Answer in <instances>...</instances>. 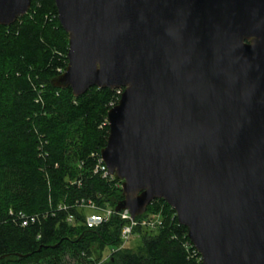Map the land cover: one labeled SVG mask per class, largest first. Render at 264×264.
<instances>
[{"label": "water", "instance_id": "obj_1", "mask_svg": "<svg viewBox=\"0 0 264 264\" xmlns=\"http://www.w3.org/2000/svg\"><path fill=\"white\" fill-rule=\"evenodd\" d=\"M75 97L123 90L101 156L116 212H176L202 264H264V0H55ZM32 0H0V26ZM1 259V258H0Z\"/></svg>", "mask_w": 264, "mask_h": 264}, {"label": "trees", "instance_id": "obj_2", "mask_svg": "<svg viewBox=\"0 0 264 264\" xmlns=\"http://www.w3.org/2000/svg\"><path fill=\"white\" fill-rule=\"evenodd\" d=\"M68 50L55 0H32L27 15L0 26V264H202L164 200L143 216L162 212V227L134 230L137 252L123 247L111 254L122 245L118 215L86 227V210L76 200L115 208L124 199L118 179L94 173L92 157L107 146L108 113L122 90L91 88L75 97L71 89L52 87L67 67ZM19 211L38 221L22 227Z\"/></svg>", "mask_w": 264, "mask_h": 264}, {"label": "built area", "instance_id": "obj_3", "mask_svg": "<svg viewBox=\"0 0 264 264\" xmlns=\"http://www.w3.org/2000/svg\"><path fill=\"white\" fill-rule=\"evenodd\" d=\"M92 157L96 158V165L94 168V173L101 175L103 179L113 181L116 179L113 175H110L108 167L106 166L101 153L100 154H93ZM78 186H81V183L78 182ZM118 186L122 189V182L118 184ZM74 206L79 209L86 210L85 214V225L88 229H96L108 222L112 219L113 216L118 215L120 216L121 220L124 221V225L121 228V241L122 245L117 249H112L111 254L117 252L118 250L126 247V244L131 240V238L135 235L134 230L137 227L145 228L147 230H157L158 228L162 227L163 220H162V212L149 214L139 220L140 217L133 219L131 214L128 210L116 212L115 208L111 207H100L93 199H85L82 198L80 200H76ZM59 211L68 210V206L60 205L58 207ZM11 215H13V211H10ZM45 217V215H44ZM16 219L20 222L22 227H27L29 225L35 224L38 221L37 215H27L23 211L17 212ZM75 221V216L71 215L68 217V222L73 223ZM103 262V261H102ZM101 262V263H102ZM99 263V264H101ZM97 264V263H96Z\"/></svg>", "mask_w": 264, "mask_h": 264}, {"label": "rangeland", "instance_id": "obj_4", "mask_svg": "<svg viewBox=\"0 0 264 264\" xmlns=\"http://www.w3.org/2000/svg\"><path fill=\"white\" fill-rule=\"evenodd\" d=\"M122 92H123V90H122ZM139 246H140V240L138 239V237L137 236H133L132 238H131V240L126 244V248H128V249H132L133 251H135V252H137L138 250H139ZM110 250H111V248L109 247V248H107L106 249V253H109L110 252ZM72 264H78L75 260H73L72 261Z\"/></svg>", "mask_w": 264, "mask_h": 264}]
</instances>
